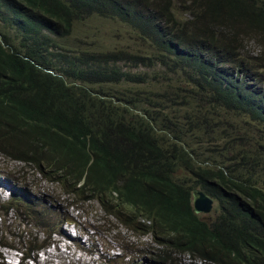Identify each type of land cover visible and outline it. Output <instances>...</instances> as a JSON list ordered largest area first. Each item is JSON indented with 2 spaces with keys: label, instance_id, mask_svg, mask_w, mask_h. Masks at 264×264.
Instances as JSON below:
<instances>
[{
  "label": "trees",
  "instance_id": "obj_1",
  "mask_svg": "<svg viewBox=\"0 0 264 264\" xmlns=\"http://www.w3.org/2000/svg\"><path fill=\"white\" fill-rule=\"evenodd\" d=\"M78 11L139 50L63 52ZM0 20L1 155L149 234L147 264H264V0H0Z\"/></svg>",
  "mask_w": 264,
  "mask_h": 264
},
{
  "label": "rangeland",
  "instance_id": "obj_2",
  "mask_svg": "<svg viewBox=\"0 0 264 264\" xmlns=\"http://www.w3.org/2000/svg\"><path fill=\"white\" fill-rule=\"evenodd\" d=\"M0 23L2 24L1 20ZM72 23L71 34L66 38L56 39L64 47L62 51L68 55L81 57L90 51L103 52L119 48L138 51L140 48L142 39L129 30L127 32L116 19L78 11L75 12ZM18 38L17 35L14 40L19 42ZM242 79L243 84L247 83L253 88L254 83L250 79ZM245 86L246 84L243 88ZM90 87L99 89L98 84ZM30 169L27 164L0 155V173H3L4 181L8 184L9 178L13 176L26 186L24 189L21 187L20 197L25 199L27 191L32 194L28 201L13 200L15 211L6 212V206L3 205H7L10 200L9 193L5 188H0V239L4 243L27 252L32 238H35L36 243L44 244V249L53 242V250L44 253L49 255L47 259L54 256L51 264H64L69 258L78 260L81 264H147L150 249H160L149 234L132 232L101 211L97 201L80 199L81 195H63L61 190H55L52 183L44 180H40L36 187L39 178H33ZM215 206L214 204L209 212L198 213L199 216L206 221L213 220L216 216ZM32 209L43 213V219H38L40 224L34 218H28L27 212ZM59 229L60 233H54ZM14 253L12 249L1 247L0 261L3 264L16 263L12 259ZM16 253L20 255L19 250ZM40 259L39 263L43 264L42 258ZM186 260L189 261L187 257ZM21 261L31 264L29 259Z\"/></svg>",
  "mask_w": 264,
  "mask_h": 264
},
{
  "label": "clouds",
  "instance_id": "obj_3",
  "mask_svg": "<svg viewBox=\"0 0 264 264\" xmlns=\"http://www.w3.org/2000/svg\"><path fill=\"white\" fill-rule=\"evenodd\" d=\"M238 77H240V76H238ZM241 78V77H240ZM243 78H246V77H243ZM240 80H242L243 81V79L241 78ZM1 155V154H0ZM12 160V159H11ZM19 162V161H18ZM21 163V162H20ZM2 174L3 173H0V188H5V191H7V193H9V197H8V199L10 198H12V199H16V200H18V199H24V198H22V197H20V194H22V189H21V187L24 189V186L20 183L21 181L20 180H18L17 178H15V177H11V178H9V180H8V184L6 183V181H4V177L2 176ZM23 183V182H22ZM24 184V183H23ZM25 185V184H24ZM9 189H11V190H9ZM196 189H200V188H196ZM196 189H194V190H196ZM193 190V191H194ZM202 190V189H201ZM10 191V192H9ZM192 191V192H193ZM205 192V191H204ZM6 194V193H5ZM209 195V194H208ZM30 196H32V194H30L28 191H27V194H26V196H25V199L24 200H29L28 198L30 197ZM210 196V195H209ZM8 199H6V200H8ZM8 203V202H7ZM214 205V204H213ZM4 206H6L5 207V211L6 212H10V211H15V210H13V209H10V208H7V205H3V207ZM99 206H100V204H99ZM100 209H101V207H100ZM32 210H35V209H32ZM101 211H103L102 209H101ZM104 212V211H103ZM105 213V212H104ZM108 215V214H107ZM109 216H111V215H109ZM115 219V218H114ZM116 220V219H115ZM117 221V220H116ZM141 221H143V220H141ZM146 223H148V221H145ZM65 223H67V222H65ZM61 232V229H59L58 230V232H54V233H60ZM145 235V234H144ZM151 237V236H150ZM32 240V239H31ZM34 242H35V238H33V240L32 241H30L29 242V247H28V249H27V252H23V251H21L19 248H15V247H13L12 245H8V244H6V243H4L1 239H0V248L1 247H7V248H9V249H12V250H14L15 251V253H14V257H12V259L16 262V263H12V262H9L8 264H28V263H24V261H21L22 259H25V261L26 260H28L29 259V261H30V263L31 264H37V262H38V260H39V258H42L43 256H44V253L46 252V251H51V250H53V247H54V245H53V242H52V245L50 246V247H48V248H45L44 249V244H38V243H36L35 242V244L38 246V248H36V249H34V250H32V251H30L29 249L31 248V247H33L34 246ZM49 242V241H48ZM52 248V249H51ZM15 249H17V250H19V253H20V255L18 254V253H16V251L17 250H15ZM42 249H44L43 251H41ZM36 254H37V256H36ZM38 254H39V256H38ZM17 255H19L18 257H17ZM54 257V256H53ZM20 260H19V259ZM0 259H1V254H0ZM0 264H3L1 261H0ZM43 264H45V263H43Z\"/></svg>",
  "mask_w": 264,
  "mask_h": 264
},
{
  "label": "water",
  "instance_id": "obj_4",
  "mask_svg": "<svg viewBox=\"0 0 264 264\" xmlns=\"http://www.w3.org/2000/svg\"><path fill=\"white\" fill-rule=\"evenodd\" d=\"M214 200L206 192L196 189L192 192V206L195 213L209 212Z\"/></svg>",
  "mask_w": 264,
  "mask_h": 264
},
{
  "label": "bare ground",
  "instance_id": "obj_5",
  "mask_svg": "<svg viewBox=\"0 0 264 264\" xmlns=\"http://www.w3.org/2000/svg\"><path fill=\"white\" fill-rule=\"evenodd\" d=\"M51 252V251H50ZM47 257H49V255H45L44 254V256L42 257V263H45V264H51V263H53V257L51 258H48L47 259ZM56 257H58V256H56ZM45 259H47V260H45ZM67 262H65L64 261V264H81V262L80 261H78V260H73L72 258H69V259H67L66 260ZM41 263V259L39 258V260H38V262H37V264H40Z\"/></svg>",
  "mask_w": 264,
  "mask_h": 264
}]
</instances>
